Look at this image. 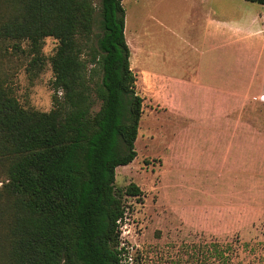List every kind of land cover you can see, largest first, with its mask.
Segmentation results:
<instances>
[{"label":"trees","instance_id":"obj_1","mask_svg":"<svg viewBox=\"0 0 264 264\" xmlns=\"http://www.w3.org/2000/svg\"><path fill=\"white\" fill-rule=\"evenodd\" d=\"M123 1L0 0V38L28 40L33 64L42 65L43 39L59 42L49 111L24 108L0 88L10 264H123L124 196L144 193L115 183L116 168L137 156L144 103ZM235 249L214 239V264H230Z\"/></svg>","mask_w":264,"mask_h":264},{"label":"rangeland","instance_id":"obj_2","mask_svg":"<svg viewBox=\"0 0 264 264\" xmlns=\"http://www.w3.org/2000/svg\"><path fill=\"white\" fill-rule=\"evenodd\" d=\"M99 6L100 0H94ZM124 0L125 36L131 37L132 14L135 40L130 39L131 62L137 58L134 72L137 91L144 97L139 134L135 142L136 158L116 168V187L125 189L131 182L142 190L141 197L124 196L127 212L120 223L123 264H214V239L236 247L230 264H264V190H225L214 187V164L205 176L207 156L200 153L207 144L189 150L188 160L177 162L169 154L183 122L168 116L154 100L155 84L144 76L154 66L161 71L178 72L189 54L180 21L185 13L184 0ZM137 7V12L135 11ZM263 5L246 0H214V15L260 11ZM162 19L173 14L176 28L163 30L149 14ZM149 11H151L149 13ZM58 40L46 37L38 55L41 64H33L37 55L28 40L0 38V88L15 97L27 109L49 111L53 105L51 86L53 69L50 57ZM34 54V55H33ZM209 165V164H208ZM8 159L0 154V204L5 215L0 219V264L7 259L11 220L10 201L2 194L7 178Z\"/></svg>","mask_w":264,"mask_h":264},{"label":"crops","instance_id":"obj_3","mask_svg":"<svg viewBox=\"0 0 264 264\" xmlns=\"http://www.w3.org/2000/svg\"><path fill=\"white\" fill-rule=\"evenodd\" d=\"M184 2L179 25L189 61L176 73L155 66L144 73L155 84L148 93L156 92L162 111L184 121L168 152L185 162L189 150L194 148L195 156L197 147L207 144L200 153L207 156L205 176L214 164V187L264 190V9L219 16L214 0ZM151 11L163 30H175V15L159 19ZM132 26L136 44L133 14Z\"/></svg>","mask_w":264,"mask_h":264},{"label":"bare ground","instance_id":"obj_4","mask_svg":"<svg viewBox=\"0 0 264 264\" xmlns=\"http://www.w3.org/2000/svg\"><path fill=\"white\" fill-rule=\"evenodd\" d=\"M130 39H131V37L129 38L128 42H129V45H130V47H131V42H130Z\"/></svg>","mask_w":264,"mask_h":264},{"label":"built area","instance_id":"obj_5","mask_svg":"<svg viewBox=\"0 0 264 264\" xmlns=\"http://www.w3.org/2000/svg\"><path fill=\"white\" fill-rule=\"evenodd\" d=\"M260 98L263 99L264 98V95L260 96Z\"/></svg>","mask_w":264,"mask_h":264}]
</instances>
